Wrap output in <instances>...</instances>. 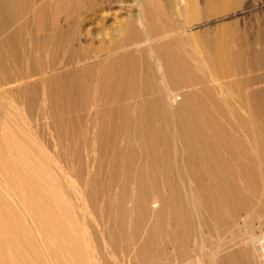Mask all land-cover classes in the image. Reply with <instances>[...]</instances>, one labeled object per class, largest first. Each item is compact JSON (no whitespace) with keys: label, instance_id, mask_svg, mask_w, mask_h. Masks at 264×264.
<instances>
[{"label":"rangeland","instance_id":"rangeland-1","mask_svg":"<svg viewBox=\"0 0 264 264\" xmlns=\"http://www.w3.org/2000/svg\"><path fill=\"white\" fill-rule=\"evenodd\" d=\"M138 1L145 10L146 17L143 23L137 20L139 4L136 0H75L69 7L72 11L71 15L60 11L54 14L53 8H46L41 15L32 19L29 28L35 33H53L55 25H59L60 32L55 36L53 47L55 59L60 61L66 50L65 52L68 53L64 56L63 63L80 65L67 67L65 71L88 66L80 62L82 57L73 58V42L75 46L79 41L84 43L87 40L95 46L109 44L112 39L121 38L123 33L120 26H124L127 20H132L134 23L133 27L127 30L130 41L144 40L148 34L153 36L168 34L184 25L195 28L189 33L200 34L202 31L210 33L211 29L232 22H237L239 28L248 36L242 38L246 56L252 49L249 39L253 35H260L264 39V0H241V4L239 3L236 8L228 9L212 17H205L200 12V15L192 21H185V18L179 15V7L176 3L181 2L180 0H174L175 2L172 0L171 10L165 8L168 0ZM206 1L195 0L200 11L203 10ZM148 9L152 10L151 14ZM235 11H242V13L237 17H228L236 13ZM29 15L27 12V17L31 20ZM222 17L223 20L204 27H196ZM78 22L81 24L80 35L76 34ZM155 27H159L160 30L156 31L159 28ZM145 28L148 29L147 33L144 32ZM76 35L77 38L74 37ZM169 39L161 42H167ZM67 43H71L70 46ZM180 43L176 44L175 50L177 54L185 55L190 69L187 71L194 76L193 82L185 83L182 89L191 93L187 108L181 110L178 107L181 101L179 98L170 111L172 115L175 114L174 117L171 115L168 122H162L160 125L147 126V124H141L143 110L134 105L136 100H132L127 116L119 112L113 114L112 122H106L102 129L95 145V156H90L84 166L87 181L62 170L56 160L51 157L52 153L47 146L29 131L21 115L18 114L16 118L14 116L12 122L13 115L17 113L15 103L18 99L17 94L13 95L14 99L7 102L4 113L0 115V119H4V122L10 120L9 123L12 126L10 128L7 122V128L0 129L2 131L0 132V264H78L79 261V264H84L88 262L86 258H82V256L85 257L82 245H87L86 242L80 239L82 237L77 238L75 232H72L73 226L71 228L69 226V224L73 225L69 215L74 204L59 188L60 185L58 186L61 177L67 180L69 178V181L78 187V198L85 210L84 217L88 224L96 225L101 229V243L108 251L110 264H156L158 261L160 264L172 262L176 264H259L258 260L260 264H263L255 251L257 246L252 244L258 232L264 229V202H261L264 171L257 172L260 168L264 169V164L259 163L262 161L260 157L252 156L257 149V144H254L256 141L251 139V130H240L233 125L229 117H220L223 126H220L214 118L210 120L213 115L211 116V108L208 106V98L213 96L211 89L215 83L207 79L205 68L191 55L190 48ZM144 48L137 54L133 63L129 59L121 62H117V59L121 57V54L123 56L134 50H122L107 58L111 63L109 69H111L112 85L102 90V101L124 97L130 90L140 94L145 87L149 66H152L154 76L156 78L159 76L155 73L157 72L155 64L151 63L149 50L147 47ZM252 75H260L264 78V67L253 74L245 72L243 77H252ZM159 79L158 77L157 81ZM71 82L72 79L69 76L62 77L61 83L64 84L67 92L64 102L60 104L65 107V102L68 101L73 109L76 102V84ZM256 87L259 86L250 85L247 91ZM51 96L54 97L53 94ZM60 104L59 106H62ZM189 110L195 113L196 117L197 115L200 117L197 118L203 125L202 131L207 135L208 143L203 148L197 142L193 148L186 143L185 135L187 134L184 133L180 120L190 117L186 115ZM76 113L72 111L66 115L74 116ZM245 135L249 137L248 140L245 139ZM209 158L212 159L214 167L211 166L210 171L205 166L206 161L210 162ZM200 162H202L201 165ZM49 163L53 167V179L48 177V174L52 172ZM239 164L242 166L240 172ZM224 165L226 170L222 167ZM245 170L250 172L246 173ZM45 171L50 172L46 174ZM222 171H224L223 174ZM140 174L144 178L143 183L137 179ZM50 176L52 178V173ZM229 177L233 183L239 185V199L247 202L234 216H232L231 206H222L219 209L222 211L219 212L217 207L212 205L213 200L220 195V191L214 184ZM94 181L95 187L91 186ZM86 182L90 184V187L87 188ZM146 197L148 209L143 210L141 201ZM154 197L159 199L156 205L151 202ZM163 199L167 201V205H164ZM50 209L53 210L50 211ZM50 212H53L51 217ZM222 216L223 218L232 216L228 226L227 224L222 226ZM245 216H250L251 222L255 225L252 226L251 233L254 239L241 238L244 227L240 223ZM153 225L157 230L156 235L158 232L160 235L152 236L148 240L145 238V232ZM111 227L118 231V238L114 240V243L107 235ZM122 227L125 231H122ZM69 230L70 233H66ZM66 234L70 235L66 236ZM66 237L68 241L71 239L69 243L65 242ZM72 238L82 241V245L79 240L73 239L76 246L79 242L80 246H72L74 243ZM174 239L179 241V244H174ZM251 240L254 241L251 242ZM66 246H72L73 249ZM247 248L254 253L251 251L246 255L238 253L239 250ZM156 253L158 254L155 256ZM174 253H182L180 255L183 257L178 255L177 261L170 262L164 259ZM183 253L190 256L187 257ZM142 255L145 256L144 263L140 261ZM76 256L79 259L76 260ZM83 259L85 260L82 261Z\"/></svg>","mask_w":264,"mask_h":264},{"label":"bare ground","instance_id":"bare-ground-1","mask_svg":"<svg viewBox=\"0 0 264 264\" xmlns=\"http://www.w3.org/2000/svg\"><path fill=\"white\" fill-rule=\"evenodd\" d=\"M73 1L75 0H0V115L2 114L7 102L14 99L13 95L17 94L18 99L15 101L17 105V113L16 115H13L12 122L14 120V116L16 118L18 114L21 115L25 120L29 131L34 134V136L41 143L47 146L50 150L49 152L52 153L51 157L56 160V163L60 165L62 170L71 173L72 175H77V177L87 181L84 166L90 156H95V145L102 129L109 121L112 122L113 114H117V112H119L122 115L127 116L132 100H136L137 102H135L134 105L143 110V113H141V124H147V126H153L156 124L160 125L162 122H168L172 115L170 111L179 98L181 101L178 104V107L181 110L187 108L190 102L191 93L182 89L185 83L188 84V82H193L194 76L187 71L190 69L187 60H185V55L180 53L179 55L175 50L176 44L179 42L186 46V48H190L189 51L191 55L196 60L201 62L205 68L207 72V79L212 80L215 83L211 89L213 92L211 94H213V96L208 98V106L211 108V116L213 115L210 120L214 118V120H217L221 126L222 120L220 117H229V119L232 120L233 125L238 127L240 130H251V139L254 140V142L256 141V143H252L257 144V147L255 146L257 148L255 149L256 152H253L252 156L260 157L262 161L258 162L260 164L262 162V165L264 164V85H261L264 83V78L260 75L243 77L245 72L253 74L264 67V39L262 36L253 35L251 39H249L252 49L246 56V49L242 45V40L248 36L242 29L239 28L237 22H232L224 26L211 29L210 33L202 31L200 34L189 33L194 27L189 28V26L184 25L173 32L171 31L172 33L170 32L162 35L161 32H158L161 34L160 36H157L156 34V37L148 34L144 40L130 41L127 36V30L132 28L134 23L132 20H127L123 24L124 26H120L123 33L121 38L112 39L109 44L107 43L105 45L104 43V45L100 44L95 46L87 40L84 41V43L79 41L78 45L75 46L73 42V58L75 56L82 57L83 59H81L80 62L84 65L87 64L88 66L82 67L81 69L76 68L75 70L65 71L67 67H76L79 64L69 65L67 63H63V58L68 53L65 52L66 50L62 54L60 61L55 59V51L53 47L55 36H57L60 32L59 25H55L53 33H35L29 28V25L31 24L32 19L41 15V12L46 8H53L54 14H57L60 11L67 12L68 15H71L72 11L69 7ZM136 1L139 4V8L137 9L138 12L136 14L137 20L138 22L143 23L146 17V15H144L145 10L141 7V3L138 0ZM180 1L181 2L176 3L179 7V15L184 17L185 21H192L200 15V12H202L205 17H212L223 13L228 9L236 8L241 0H207L203 5L202 11L199 10L195 0ZM245 5L248 6L249 4ZM165 6L166 10H171L173 8L172 0L166 1ZM148 10L150 11V9ZM27 12L30 14L29 16H31V20L28 19ZM151 12L152 10L149 13L151 14ZM240 13H242V11L232 13L228 17H237ZM223 19L224 18L222 17L214 21H207L196 27H204ZM153 20L155 21V18ZM80 28L81 24L78 22L76 25L77 35H80L81 33ZM155 28L158 29L159 27ZM147 30L148 29L144 32L147 33ZM159 30L160 28L156 31ZM77 35L74 37L77 38ZM165 39L169 40L162 43L161 41ZM67 44L70 46L71 43ZM144 47H147V50H149V57L152 59L151 63L155 64L157 71L155 73L159 75L158 77L160 79L157 81L158 77L156 78L154 76L155 74L152 73V66L148 65L149 71L146 74L147 80L144 90L142 92L140 91V94H137L134 90H130V92L124 97L112 99L110 101H102V90L109 85H112L111 69H109V65H111V63H109L107 58L110 55L113 56L115 53L122 52V50H134V52L126 53L123 56L121 54V57H118L117 59V62H121L126 59H129L132 62L137 57V54L145 49ZM65 75L72 79L71 83L75 82L76 84V102L74 103L73 109L68 101L65 102V107H63V104H60L64 102V98L66 97L65 94L67 92V90L64 89V84L61 83L62 77ZM254 84L259 87L247 91L248 86H253ZM52 94L54 96L53 98L51 96ZM59 104L62 106H59ZM72 111H76V115H66ZM186 113H188V111ZM194 114L195 113L190 112L189 110V113L186 115L190 117L180 120V123L184 127V133L187 134L185 135V138L188 146L193 148L197 142V144L200 143L203 148L204 146H207L208 143L207 135L202 131L203 125L201 124V120L197 118L199 116L197 115L196 117ZM174 116L175 114L172 115V117ZM1 120L2 119H0V121ZM224 120L225 119H223V121ZM1 122L0 129L4 130V128H7L6 124L8 125L10 120L9 122L8 120L5 121L6 123L4 121L2 123ZM212 124L214 123L212 122ZM10 128H12V126ZM244 137L245 139L247 138V140L249 139L246 135ZM210 158V162L205 160L207 162H205V166L209 171L212 169L211 166L213 167L211 162L212 159ZM74 163L76 164L74 165ZM201 163L202 162H200V165ZM49 165L51 167V163H49ZM222 167L225 169V165ZM238 167L240 172L242 166L239 164ZM48 168L47 170H49ZM51 168L52 171L53 167ZM261 170L264 171V169L260 168L257 172ZM245 171H247L246 173L250 172V170ZM48 173L46 172V174ZM51 173L52 178H50ZM51 173L48 174L49 179H53V171ZM221 173L223 174L224 171ZM137 179L138 181L140 180L141 183L144 181L142 174H140ZM58 183V186L60 185L59 188L62 189L66 197L68 199L70 198L69 200L74 204V208H72L69 215V218L71 217L70 219L73 221V223H71L73 225L69 224V226L70 228L73 226L72 232H75L77 238L78 236L82 237L80 239H84L86 242L85 244H87L85 247L82 245V241L77 239L83 246L82 252L85 257L82 256V258H86L88 260V262L85 261L87 264H110L108 261V251L101 243V229H99L96 225L94 226L93 224H88L87 219L84 217L85 210L78 198V187L74 186L73 183L69 181V178L67 180L61 177ZM85 185H87L88 188L90 184L88 185V182H86ZM91 186H96L95 181ZM214 186H217V190L220 191V195L216 200H213V193L211 192L213 200L212 205L217 207V210H219L222 206H231V211L233 212L232 216H234L240 207L247 204V202L239 199V185L233 183L230 177L227 179H221V181L218 182V184H214ZM158 201V197H154L151 202L156 205ZM163 201L164 205H167V201L165 199H163ZM261 202H264V189L262 191ZM141 207L143 210L148 209L147 197L141 201ZM51 210L53 209H50V211ZM221 211L219 210V212ZM52 214L53 212H50L49 216L51 217ZM61 215L63 216V214ZM232 216L231 218L228 216L223 218L222 216L224 222L221 223L222 226L225 224L228 226ZM67 217L64 218L66 219ZM53 218L55 219V217ZM69 218L68 220H70ZM49 223L52 224L50 221ZM241 224L244 227V234L241 235V238L247 239L246 237H251L250 239H254V237L251 236V233L253 228L252 226L255 225L251 222V217L245 216V219L241 221L240 225ZM108 230V238L114 243L118 238V231L114 230V228L112 229V227ZM122 231H125L123 227ZM156 232V227L153 225L147 232H145V238H148L149 240V238L156 235ZM66 233H70V230ZM158 233L157 235H160ZM75 234H73V236H76ZM67 235L70 234H66V236ZM75 238H72V241L73 239L75 241ZM66 241L69 243L68 238L65 242ZM253 241L254 240H251V242ZM174 242V244H179V241H175V239ZM75 243L76 242L72 243V246L74 245L77 247L79 243L77 246ZM252 244L254 245L255 241ZM254 246H256V244ZM71 247L69 249H73V247ZM248 248L239 250L238 253L246 255L250 251L253 252L252 250L248 251ZM255 251L262 260L258 248H256ZM80 254L82 255L81 251ZM80 254L78 255L80 256ZM157 254L158 253H156L155 256ZM180 254L174 253L170 256L167 255L168 257L164 259L168 262L177 261V256ZM184 254L186 253H183V255ZM76 257V260L79 259L78 256ZM84 260L85 259L82 261ZM144 260L145 256L142 255L140 261L144 263ZM159 262L160 261L156 264H160ZM258 262L260 264L259 260ZM172 263L176 264V262Z\"/></svg>","mask_w":264,"mask_h":264},{"label":"built area","instance_id":"built-area-1","mask_svg":"<svg viewBox=\"0 0 264 264\" xmlns=\"http://www.w3.org/2000/svg\"><path fill=\"white\" fill-rule=\"evenodd\" d=\"M255 244L261 254L262 261L264 263V229L259 231L255 237Z\"/></svg>","mask_w":264,"mask_h":264}]
</instances>
